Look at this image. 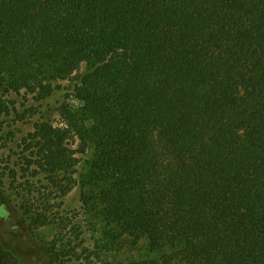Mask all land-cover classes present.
Masks as SVG:
<instances>
[{
  "label": "trees",
  "instance_id": "obj_1",
  "mask_svg": "<svg viewBox=\"0 0 264 264\" xmlns=\"http://www.w3.org/2000/svg\"><path fill=\"white\" fill-rule=\"evenodd\" d=\"M64 82L20 154L17 217L58 226L48 257L264 264V0H0V119ZM76 187L92 250L52 216Z\"/></svg>",
  "mask_w": 264,
  "mask_h": 264
},
{
  "label": "rangeland",
  "instance_id": "obj_2",
  "mask_svg": "<svg viewBox=\"0 0 264 264\" xmlns=\"http://www.w3.org/2000/svg\"><path fill=\"white\" fill-rule=\"evenodd\" d=\"M62 85L63 89L42 102L35 101L31 95L25 93L22 95L12 94L5 98L9 106V113L3 114L0 119V258L6 264L7 262L9 264H56L53 259L45 254L43 242L52 241L55 238L60 231L58 226L42 227L39 229L38 235L31 239L27 234L26 226L18 219L17 213L21 211L22 200L18 192L22 193V189L25 187V185L20 186V184L29 179V176H25L21 169L23 159L20 158V154L24 148L23 140L34 131L38 122L50 121L55 125L59 124L57 109L63 102L65 95L70 91L69 82H64ZM14 175L17 178L15 185H13ZM31 181L35 184L31 196H35L44 189L43 183L39 179L36 181L31 179ZM15 186L19 188V191L15 189ZM51 204L53 207L52 216L55 214V218L69 220L67 222L69 223L68 229L65 231L67 236L75 240L73 231L78 228H73V226L75 224L83 226L85 231L82 236L85 239L84 246L92 250L95 241L89 226L83 222L82 215H80L79 187L74 188L65 198H59L54 194ZM6 215L8 219H6ZM60 226L63 227L61 223ZM99 236L98 241H101L103 238ZM79 242L77 241V243ZM6 249H11L12 256L6 253ZM109 260L112 261L113 258L110 256ZM90 261L95 260L86 261L84 257L74 264H83V262L90 264Z\"/></svg>",
  "mask_w": 264,
  "mask_h": 264
}]
</instances>
